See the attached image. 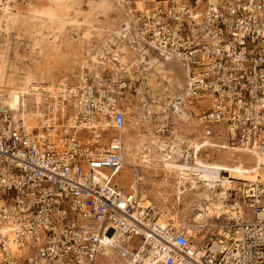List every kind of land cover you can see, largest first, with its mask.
<instances>
[{
    "label": "built area",
    "instance_id": "2783aa9c",
    "mask_svg": "<svg viewBox=\"0 0 264 264\" xmlns=\"http://www.w3.org/2000/svg\"><path fill=\"white\" fill-rule=\"evenodd\" d=\"M200 2L156 1L138 31L187 70L186 101L205 136L224 130L264 157V0ZM129 87L122 71L86 77L35 120L0 100V264H99L113 237L109 246L137 264H264V164L239 190L241 218L219 222L200 250L185 227L139 213V198L118 186L127 122L118 99Z\"/></svg>",
    "mask_w": 264,
    "mask_h": 264
},
{
    "label": "rangeland",
    "instance_id": "374dc122",
    "mask_svg": "<svg viewBox=\"0 0 264 264\" xmlns=\"http://www.w3.org/2000/svg\"><path fill=\"white\" fill-rule=\"evenodd\" d=\"M156 1L160 0H0V95L12 93L18 87H26L30 82L53 87L49 93L25 97L23 108L34 115L38 108L51 104V99L55 100L56 93L60 92L62 87L74 88L79 84L83 62L87 59L90 61L92 54L99 48L104 49L105 59L113 56L108 50L110 46L111 50L115 51L121 46L124 51H119V54L131 57L134 53L133 42L137 40L139 33L137 17ZM205 2L206 0H201L200 5L205 6ZM5 7H10V14L3 10ZM127 23L130 24L129 28L126 27ZM139 36L141 37L140 33ZM143 46L146 49L150 47L144 40ZM151 51L150 58L147 56L151 61L147 73L138 71V68L142 70L145 64H141L140 55L135 56L139 63L133 65L132 77L126 74L130 87L119 94L118 103L126 113L127 122L120 133L124 143V163L116 181L120 188L130 193L136 177L133 169L138 167L140 170L138 193L143 191L154 204V209L151 208L154 216L160 218L164 213L162 220L167 222L172 220L175 212H178V222L175 223L177 226L185 222L190 226H199L200 230L196 236L192 231L188 236L200 250L218 231L209 217L206 218L207 222H195L200 213L187 209V205L196 207L199 201L196 196L191 193L182 195L181 201L174 197L171 185L179 181L178 176L173 174L168 178L162 164L158 163L156 152L153 154V162L154 167L158 168L152 169L140 165L141 160L138 157L134 158L126 152L127 144L134 141H142L145 147H151L153 150H155L153 143L158 141L170 144L179 139L185 142L181 145L183 150L185 144L189 146V142L198 143L196 126H189L181 121L180 109L176 102L184 92L183 85H186L185 68L180 62L164 60L157 56L158 53L153 49ZM153 60L163 64L162 70H165L169 81L162 82L159 78L161 67L154 64ZM116 64L119 69L122 68L120 64ZM113 69L115 68L111 65L102 66L100 76L106 77L115 73L116 70ZM94 73V70H86L84 76L95 78ZM154 76H157L156 79ZM142 78H147V83H143ZM161 82L164 85L160 87ZM156 105H159V108H156ZM187 108L192 111V114L189 112V123L199 126V111L195 106L188 104ZM29 118L34 120L31 116ZM215 141L232 145L225 135L216 137ZM200 157L204 162H222L246 168L254 165L252 156L243 153L205 149ZM162 180H167L169 185L164 187L158 185ZM160 192L164 193L167 200L159 196ZM240 196V191L235 189L231 200H238L241 203ZM145 203L146 206L149 205L148 202ZM99 264L120 262L108 248L104 249Z\"/></svg>",
    "mask_w": 264,
    "mask_h": 264
},
{
    "label": "bare ground",
    "instance_id": "6f19581e",
    "mask_svg": "<svg viewBox=\"0 0 264 264\" xmlns=\"http://www.w3.org/2000/svg\"><path fill=\"white\" fill-rule=\"evenodd\" d=\"M9 8L10 7H5L3 10L6 13L10 14ZM129 25L130 24L127 23L126 27L129 28ZM141 37L139 36V33H137V40L133 42V46H132L134 53H132L131 57L121 56L119 54V51H124V48H122L121 46L116 51L111 50L112 48L110 46L108 50H110L113 53V56L112 58L105 59V55L103 52L104 49H102V47L99 48L95 54H92L90 61L89 59H87L83 62L82 67H81L83 70V73H82L79 84L75 86L74 88L71 86L69 88L62 87L61 91L56 93L55 100L51 99L52 100L51 104L54 102H57L60 98L68 99V97H70L71 94L77 93L78 92L77 88H81L84 82L86 81L87 75L84 76L86 73V70H94L95 72L94 76L96 79H98L101 77L99 73L101 67L105 65H111L113 68H115L113 70H116V72L122 71L128 75L130 74V76L132 77L133 75L131 72L132 67L133 65L135 66L137 63H139L138 60H135V58L138 55L142 57L148 56V58H150L149 53L152 52L151 49H153L156 52L153 45L150 44L145 39H143L142 37V39L146 41L150 46L148 49H146V47L143 46V40L141 39ZM108 45H106V47ZM125 53H127V51H125ZM157 56L167 61L174 60L170 56L165 57L164 55H161L159 53ZM149 60L150 59L146 60L147 63L145 64V66H143L142 70L137 67L139 72L147 73L149 62H151ZM176 61L179 62L178 60ZM90 62H91V65H90ZM152 62L161 67L160 68L161 70L159 72V78H161L162 82L169 81L167 79L168 76L166 77L165 75L166 74V72H164L165 70L164 71L162 70L164 68L163 64L159 62L158 60H155V61L153 60ZM116 63L120 64L122 68L119 69ZM133 79H134V76H133ZM146 80L147 78L143 80L144 81L143 83H147L148 80L147 81ZM185 81H187V70L186 69H185ZM162 82L160 84V87L164 85L162 84ZM184 87L185 86L183 85V90H185ZM52 88L53 87L51 86L43 85V83L30 82L28 83V85H26V87L24 86L18 87L14 91H12V93H8L5 95L1 94L0 100H2L3 104L7 106L10 110H12L15 115H17L19 111L23 110V112L28 113V116H31L32 119L35 120L36 117L38 116V113L40 112L42 108H38L37 112L34 115H32L33 113H31L29 110L25 111L23 108L25 105V97L27 95L40 96L41 94L51 92ZM176 102L178 103V108L180 109L181 121L186 122L185 123L186 125L196 126L197 128L196 139L198 143L189 142V146H186L185 144L184 150H183L181 148V145L185 142H182L181 140H178L177 142L170 143V144H166L164 141H158V142L153 143L155 146V150H153L151 149V147H145L142 141H134L133 143L129 142V144H127L126 152L130 153V155L134 158L138 157L141 160L140 165H143L146 168H150L152 165L155 166V163L153 162V154L154 152H156L157 157H158V163L162 164V168L166 171L168 178L170 177V175L176 174L179 180L176 182V184H180V185L183 184L182 187L184 188V190L185 188H188L189 191H191L195 195L199 194V196L202 199L201 201L206 205V207L208 208L214 207V209L210 211L211 213L208 214V217L210 218V221L213 222L214 227H217L218 223L221 221H224V220L230 221L233 219L241 218V215H242L241 212L243 211L242 205L240 201L238 200H231L230 191L238 189L241 192L247 193L249 188L252 186V184L260 180L257 169L261 165L264 164V157H262L260 154L256 152L250 151L249 149L242 148L240 146H236V145L232 146L227 143L216 142L215 141L216 137L225 135V137L227 138V133L224 130L218 133L216 137L205 136L203 128L201 127L200 124L198 126L192 122L189 123V119H190L189 112L190 111H186L187 101L185 97V92H182V94L176 99ZM155 107L159 108V105H156ZM205 149H215L219 151L247 154V155L252 156V158L254 159V165L252 167L246 168V167H242L238 165H230V164L227 165L222 162L221 163L206 162V161L204 162L201 159L200 154ZM133 171L136 173V177H134L135 183L132 185L130 193L140 198L139 199L140 209L138 210V212L146 214V209L148 208L154 209V207L151 205L146 206V203H145L146 201H144V199L142 200L141 197L136 195L138 193V183L137 182L140 181V173H139L140 170L138 167H135ZM222 173H226V175H222ZM185 182L187 183L185 184ZM239 185H242V187H239ZM239 210H241V212H239ZM163 216L164 215L162 214L161 217L158 218V224H161V225L165 224V221L162 220ZM206 218H207L206 216L200 214L196 217L195 222L196 223H200L201 221L207 222ZM171 221H173L174 223L178 222L173 219ZM181 226L186 228V230L188 231V235H190V231H192L193 234H195L196 236L198 234V231L200 230L199 226H190L186 222L182 224ZM117 240H118L117 237L107 238L105 240L106 246L104 249H108V248L111 249L114 252L120 264H137V263H133L129 261L127 262L123 260L122 258H120L118 253L112 247L109 246V244H112L113 242H116ZM142 264H161V261L153 260L151 259V257H147L143 260Z\"/></svg>",
    "mask_w": 264,
    "mask_h": 264
},
{
    "label": "crops",
    "instance_id": "0c3cea01",
    "mask_svg": "<svg viewBox=\"0 0 264 264\" xmlns=\"http://www.w3.org/2000/svg\"><path fill=\"white\" fill-rule=\"evenodd\" d=\"M179 139H177L176 141H173L172 143H175L177 142ZM152 168H158V167H150L149 169H152ZM158 185H160L161 187H164V186H168L169 185V182L167 180H162V181H159ZM182 185L180 184H176V182L174 184L171 185L172 189H173V193H174V197L176 196L178 199V201H181V196L182 195H186V194H192L193 196H196V198L199 200L198 201V204L195 205L196 207L193 208L192 205H187V209L189 210H192V211H197V213L199 214H202L204 216H206L208 218V214L211 213L210 211H212L214 209V207H206V205L201 201V197L199 196V194L195 195L194 193H192L191 191H189L188 188H184L182 187ZM140 193V191H139ZM137 193L136 195H138L139 197L142 198V200L144 199V201L148 202L149 205L153 206L154 207V204L148 200V197L146 196L145 193H143V191H141V193L139 194ZM159 194V193H158ZM159 196H162L164 200H167V197H164V193H161L159 194ZM143 201V202H144ZM213 206V205H212ZM205 209V210H204ZM178 212H175V215L172 216V219L175 220V221H178V216H177ZM164 215V213H163Z\"/></svg>",
    "mask_w": 264,
    "mask_h": 264
}]
</instances>
